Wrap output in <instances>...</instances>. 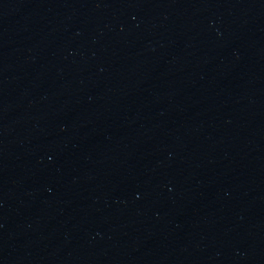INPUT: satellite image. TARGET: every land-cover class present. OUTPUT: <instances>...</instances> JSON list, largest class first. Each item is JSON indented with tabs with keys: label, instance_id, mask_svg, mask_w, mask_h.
I'll return each instance as SVG.
<instances>
[{
	"label": "water",
	"instance_id": "obj_1",
	"mask_svg": "<svg viewBox=\"0 0 264 264\" xmlns=\"http://www.w3.org/2000/svg\"><path fill=\"white\" fill-rule=\"evenodd\" d=\"M0 264H264V0H0Z\"/></svg>",
	"mask_w": 264,
	"mask_h": 264
}]
</instances>
